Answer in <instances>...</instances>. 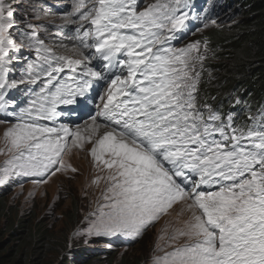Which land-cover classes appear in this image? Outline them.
I'll return each instance as SVG.
<instances>
[{"label":"snow or ice","instance_id":"1","mask_svg":"<svg viewBox=\"0 0 264 264\" xmlns=\"http://www.w3.org/2000/svg\"><path fill=\"white\" fill-rule=\"evenodd\" d=\"M70 6L62 23L44 25L40 13L48 16L53 6L30 2L17 24L20 5L0 0V125H6L0 185L14 177L46 183L70 168L66 150L91 144L93 166L107 170L92 180L105 179L104 202L74 236L85 243L92 237L134 240L180 206V226L147 264H264V109L249 116V125L237 126L232 113L225 117L208 100L199 101L206 60L201 41L173 46L190 30V0H153L142 10L137 0H71ZM72 26L75 34L64 38L70 55L41 39L42 27L45 33L57 29L51 37ZM20 27L26 31L17 41L12 30ZM64 39L55 47L68 50ZM203 44L207 51L208 41ZM23 49L36 59L21 79L9 80ZM65 70L70 75L61 79ZM38 82L39 90L30 91L27 106L17 111L8 93ZM101 82L106 88L96 103L91 93ZM94 103L87 134L79 126L72 131L42 123L75 114L58 111L59 105L86 109Z\"/></svg>","mask_w":264,"mask_h":264},{"label":"trees","instance_id":"2","mask_svg":"<svg viewBox=\"0 0 264 264\" xmlns=\"http://www.w3.org/2000/svg\"><path fill=\"white\" fill-rule=\"evenodd\" d=\"M234 11L224 18L230 25L228 29L210 28L200 34L202 44L208 41V49L203 53L208 67L202 74L200 91L214 109L225 117L232 113L237 126H246L251 123L249 116L264 109V0H235ZM13 184L9 181L4 185L13 187ZM2 200L0 195V219L6 218L7 223L4 230L0 226V264H94L99 253L107 251L106 245H101L99 250L72 246L74 235L69 233L76 231L79 222L75 214L69 215L65 222L67 235L56 240L51 230L43 227V221L33 223L31 218L13 219L14 216L9 219ZM4 234L9 235L11 244L2 241ZM43 241L56 245L55 256H51L50 248ZM115 241V237L104 238L102 244L111 245L113 250L115 246L120 247ZM141 245L142 241H137L132 247L126 246L121 254ZM145 257H140L142 262ZM128 258H120L118 264L139 262V257Z\"/></svg>","mask_w":264,"mask_h":264},{"label":"rangeland","instance_id":"3","mask_svg":"<svg viewBox=\"0 0 264 264\" xmlns=\"http://www.w3.org/2000/svg\"><path fill=\"white\" fill-rule=\"evenodd\" d=\"M43 1L48 0H7L9 4L20 5V7L14 8V11L17 13V24H20V16L27 4H29L30 2L40 4ZM209 1L210 2L205 1L200 3L202 4L203 8L210 13L211 16L209 19H214L217 21V23L215 25H211V21H209L206 22L210 25L208 28H203L202 25L201 27H199L201 31H192L190 35H193L197 32L198 34L191 37V41L189 39L191 43L199 41L200 34L210 28H218V30H220L228 29L230 26L226 23L227 21L224 18L227 15H230L232 12H235V0ZM50 2L51 4H53L54 0H50ZM52 10L53 11H51L48 16H44L43 13H40V18L41 21H43L44 25H47L49 21H53L56 24L62 23V21L59 19L61 14H53V12L58 13L57 8H55L54 6ZM29 19H32V17L29 16ZM33 22L37 23L38 21L33 20ZM19 30L26 31V28H14L12 30L13 36H16ZM56 32L57 29L54 27H48L47 33L44 32L43 27L40 29L41 39H43L44 41H49L50 47H53L54 50L61 54L59 48H56L54 45V41H60V35L50 37V34ZM185 40L181 41L178 47H174H183ZM202 52H204V45L201 43L200 53L203 55ZM16 54L19 55L18 53ZM207 67V62L205 60L203 74L206 72ZM8 79L16 80V78H9V76ZM29 86H32V90H28V93L29 91H38L39 82L37 85ZM28 93H26V91L24 90L21 91L18 88H15L14 97L17 100V104L21 106L20 108L27 106L30 99ZM18 105L16 106V109L19 108ZM19 109L17 111H19ZM0 116L2 117V115ZM89 120L90 118L86 117L83 119L84 122L82 121L77 124V126L80 127V131L82 134H87L85 133L84 125L86 123H89ZM5 126L6 125H0V138H2ZM77 126L73 129L77 128ZM69 144H71L70 140ZM0 147H3L2 139H0ZM90 148L91 144H85L84 148L82 149L72 148L70 151L66 150V154H63V161L66 165H70V168H68L67 170L62 169L54 176L49 175L47 178H45L47 181L46 183L34 185L32 179L28 178L29 180L25 184H13V187L0 185V195H3L2 202L4 204V207L6 208V213H8L9 219L14 216L13 219L31 218L33 223L36 220H39V222L43 221L45 225L43 227L50 229L52 232V237H54L56 240L60 239L61 237L64 238L65 235H67L65 231V222L67 223V217L69 215L72 216L75 214V216L79 220L78 224L76 225V231L78 229L87 228L88 221L86 220V217L90 216L93 211L97 210L98 203L104 202L102 200V193L106 187L105 179L102 178L98 184H93L92 180L96 176L104 177L107 175L106 169L102 172L100 169L93 166V159L89 151ZM4 158H6V156L4 154H0V163ZM72 168L76 169V171H71ZM86 209H89V211L85 212ZM179 211L180 206H176L171 214L161 216L151 227L147 228L148 232L146 230V234L140 237L142 245L140 247L136 246L134 248L128 249L127 253L125 254L121 253L124 249H127L126 246H115L112 250V247H109L108 244H102V239L104 238H88V243H85L84 236H74L72 246L79 245L84 246L85 248H96L97 250H99L101 248V245H106L104 246V248L107 251L102 254L99 253L100 257L95 261L94 264H118L120 258H128V256H133L134 258L139 257L138 264H147L148 260L153 255L154 248H156L158 245L161 247H166L170 243V241L168 240L169 234L171 233L173 228L180 226L179 221L176 217V212ZM6 223V218L0 219V226H2L3 228L2 230H4V226H6ZM67 230L69 233V227ZM69 234L72 235L73 233L70 232ZM2 241H4L5 244H11L8 234L3 235ZM177 243H183V240L177 241ZM43 244H46V246L50 248L51 256H55V251L58 250L56 245L50 243L48 244V242L46 243L45 241H43ZM117 244L119 245L120 242L118 241ZM52 245L53 247H51ZM144 255L146 257L144 262H142L140 257H143Z\"/></svg>","mask_w":264,"mask_h":264},{"label":"bare ground","instance_id":"4","mask_svg":"<svg viewBox=\"0 0 264 264\" xmlns=\"http://www.w3.org/2000/svg\"><path fill=\"white\" fill-rule=\"evenodd\" d=\"M49 2H50V0H48ZM43 3H46V5H50L51 4V2H50V4L47 2V1H43ZM189 27H190V25H189ZM64 30H67V28H64ZM192 32V31H191ZM191 32H188L186 35H185V37L187 38L189 35H190V33ZM43 37V36H42ZM52 41V40H51ZM65 43L66 44H68V42L67 41H65ZM55 45V44H54ZM70 49H71V47H69L68 46V50H64V49H60L59 48V51H60V53H61V55H67L68 54V52L70 51ZM205 50V49H204ZM203 51V50H202ZM202 53H204V52H202ZM233 97V96H232ZM231 97V98H232ZM203 98V97H202ZM226 98V97H225ZM224 98V99H225ZM228 100H230V99H228ZM232 101V100H231ZM211 104V103H210ZM65 105H59V107H61V109H62V107H64ZM61 111H63V110H61ZM76 111H79V108H76V107H74V110H73V112L75 113ZM85 116L86 115H90V114H92V112H89V111H87V110H85ZM76 114V113H75ZM71 115L70 116V118L69 119H67V117L66 116H62V117H59V118H57L56 119V121H55V123H53V124H51V125H48V126H50V127H56V126H59L60 124H66V125H69L70 126V129L72 130V131H75L76 130V128L75 129H73L74 127H76L77 126V124H79L80 123V121H79V117L77 116V115ZM96 114V110L95 111H93V114H92V116L93 115H95ZM0 118H2L1 116H0ZM84 118H86V117H84ZM88 118V117H87ZM62 119H66V120H62ZM60 121H63L62 123H60ZM87 121V120H86ZM90 121V120H89ZM14 122V121H13ZM84 122V121H83ZM100 134H102V132L100 133ZM66 154V152L64 153V155ZM6 159V158H5ZM47 178V177H46ZM147 232H148V230H147ZM146 234V231L140 236V237H142V236H144ZM139 237V238H140ZM141 239V238H140ZM140 241V240H139ZM115 243H118V241H115ZM93 251V250H92Z\"/></svg>","mask_w":264,"mask_h":264}]
</instances>
